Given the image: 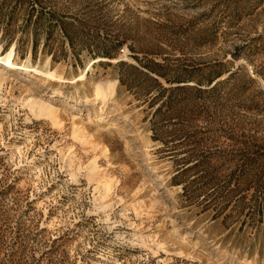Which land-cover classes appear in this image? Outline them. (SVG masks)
Instances as JSON below:
<instances>
[{"label":"rangeland","instance_id":"obj_1","mask_svg":"<svg viewBox=\"0 0 264 264\" xmlns=\"http://www.w3.org/2000/svg\"><path fill=\"white\" fill-rule=\"evenodd\" d=\"M0 52V264H264V0H0Z\"/></svg>","mask_w":264,"mask_h":264},{"label":"bare ground","instance_id":"obj_2","mask_svg":"<svg viewBox=\"0 0 264 264\" xmlns=\"http://www.w3.org/2000/svg\"><path fill=\"white\" fill-rule=\"evenodd\" d=\"M112 62H117V61H119V59H113V60H111ZM0 63H2V64H4V65H6V66H8V67H12V68H15L16 67V65L14 64V63H10L9 61H8V57L7 56H3L2 54H1V52H0ZM45 74L47 75V76H53V74L52 73H50V72H45ZM96 95H99V94H103L102 93V91L100 90V88L98 87L96 90H95V92H94ZM40 108L41 109H45L46 111L47 110H51V109H48V108H46V107H44L43 105H40ZM39 108V109H40ZM45 111V112H46ZM53 111V110H52ZM52 111H50V113H52ZM48 113V112H47Z\"/></svg>","mask_w":264,"mask_h":264}]
</instances>
